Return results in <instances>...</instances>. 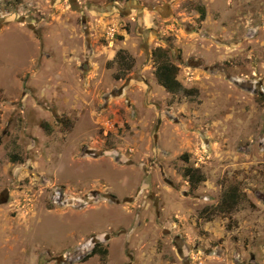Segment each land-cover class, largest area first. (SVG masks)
<instances>
[{"label": "rangeland", "instance_id": "1", "mask_svg": "<svg viewBox=\"0 0 264 264\" xmlns=\"http://www.w3.org/2000/svg\"><path fill=\"white\" fill-rule=\"evenodd\" d=\"M0 264H264V0H0Z\"/></svg>", "mask_w": 264, "mask_h": 264}, {"label": "trees", "instance_id": "2", "mask_svg": "<svg viewBox=\"0 0 264 264\" xmlns=\"http://www.w3.org/2000/svg\"><path fill=\"white\" fill-rule=\"evenodd\" d=\"M170 48H157L153 52V57L156 62V71L155 76L159 85H161L167 92L171 94H178L180 92H184L187 95L195 94V91L183 89V85L179 80L180 77V67L170 60L169 50ZM119 58H123L122 54H119ZM185 178L188 180L192 189L198 188V186L205 181V177L198 173V171L194 168H187L184 173ZM240 191L237 188H231L227 191L221 204L218 208L221 213H231L233 212L240 203ZM95 255L104 256L107 255L106 250H102L101 247L95 246L89 257H93Z\"/></svg>", "mask_w": 264, "mask_h": 264}, {"label": "flooded vegetation", "instance_id": "3", "mask_svg": "<svg viewBox=\"0 0 264 264\" xmlns=\"http://www.w3.org/2000/svg\"><path fill=\"white\" fill-rule=\"evenodd\" d=\"M188 64H189L190 67H192V65H193L192 62H191V63L189 62ZM178 66H179V65H178ZM193 66H196V67H193V68H199V67L201 66V63L198 64V65H193ZM179 67H180V66H179ZM179 80H180V77H179ZM98 245H99V246L101 245L100 241H95V243H94V247H95V246H98Z\"/></svg>", "mask_w": 264, "mask_h": 264}, {"label": "built area", "instance_id": "4", "mask_svg": "<svg viewBox=\"0 0 264 264\" xmlns=\"http://www.w3.org/2000/svg\"><path fill=\"white\" fill-rule=\"evenodd\" d=\"M116 33H117V30H116V28L114 27V28L111 30L110 35H111L112 37H114V36L116 35Z\"/></svg>", "mask_w": 264, "mask_h": 264}]
</instances>
